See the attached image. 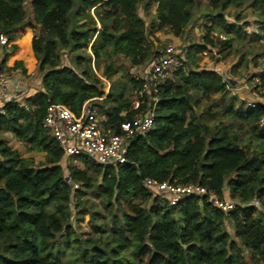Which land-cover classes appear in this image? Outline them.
<instances>
[{
	"label": "trees",
	"instance_id": "obj_1",
	"mask_svg": "<svg viewBox=\"0 0 264 264\" xmlns=\"http://www.w3.org/2000/svg\"><path fill=\"white\" fill-rule=\"evenodd\" d=\"M203 2L221 24V37L215 40L214 25L207 27L203 40L185 49L184 58L177 55L179 68L158 86L154 126L133 138L127 162L107 168L83 157L67 158L43 128L50 104L65 105L79 115L86 101L102 98L104 127L117 134L153 104L146 96L145 105L134 109L128 95L143 83L134 78L130 86L112 82L105 97L88 49L96 67L112 55H122L132 67L151 65L158 52L148 36L167 30L183 38ZM246 5L257 18L258 39L264 41V0H0V36L8 38V45L27 25L35 29L33 39L26 30L17 42L20 52L9 63L19 53L30 68L32 46L41 74L35 92L0 108V264H64L45 254L71 247L72 222H83L88 214L95 236L80 246V264H123L128 253V264H264V129L258 125L264 107L252 109L232 95L222 112L227 121L214 128L201 123L196 113L201 100L228 93L231 81L218 71L199 70L198 61L206 52L232 48L230 37L243 29L229 24L223 14ZM141 6L146 16L156 6L149 28L139 14ZM240 16L236 14L237 20ZM0 49L2 72L9 69L7 61L18 46L10 45L12 52L7 46ZM65 52L69 64L63 63ZM11 69L27 75L20 61ZM116 72L108 64L102 76L112 78ZM259 74L264 83V70L254 77ZM4 132L28 152L46 153V165L36 166L2 143ZM70 160L84 169L65 168ZM146 179L199 184L235 202L236 209L225 214L210 196L196 195L172 205L169 195L147 188ZM84 191L92 192L103 209H83L88 204ZM74 242L80 244L79 239Z\"/></svg>",
	"mask_w": 264,
	"mask_h": 264
},
{
	"label": "rangeland",
	"instance_id": "obj_2",
	"mask_svg": "<svg viewBox=\"0 0 264 264\" xmlns=\"http://www.w3.org/2000/svg\"><path fill=\"white\" fill-rule=\"evenodd\" d=\"M27 11L29 12L30 18V5L29 2L26 4ZM195 20L193 24L189 26L186 30V34L183 38H176L172 34H169L167 30H155L152 34L148 36V41L152 43L154 50L156 52L163 51L169 46H173L177 52V55L184 58L185 49L193 42H201L207 33V27L213 26L216 31L212 34L213 38L217 40L220 38L221 24L215 20L213 14H211L208 9V5L203 2L202 6L199 9H195ZM240 13V20H237L236 14ZM139 14L144 19L147 27L151 25V21L156 18V6H154L149 14L146 16L141 6L139 8ZM229 24H236L241 26L243 31L240 34H233L230 38L232 39V48L230 50H219L215 49L212 52H206L200 56L198 61L199 70L210 69L215 70L224 75L227 81H231L229 85V90L226 95H213L210 100H201L199 106L196 108L197 117L199 121L207 126L214 128L220 123L227 121V117L222 113L225 107L229 105V100L232 95L239 97L240 99H249L251 97V90L253 89L254 76L257 71L264 70V41L258 39L257 33H259V27L256 25L257 18L251 11L249 5H246L240 10L235 8L228 9L223 14ZM100 29V26L98 25ZM26 30L30 31L31 37L35 34V29L31 26H26L24 29L18 31L16 34L19 39L13 42L10 45H17L18 49L16 52L12 53L7 61L6 70L9 74L10 72H16L17 70H12L15 63L18 61L23 63L24 68L27 71V75H23L21 70L17 71V75L23 81L28 80L29 85L27 86L26 93L20 95L19 93L15 94L17 99L23 100L25 96L30 93L35 92L38 88L40 82L41 74L39 70V61L35 56V53L32 50V54L28 55V58H31V67H27L26 59L21 56V54L16 55V61L10 62V58L20 52L21 46L17 43L24 39ZM32 43V40H31ZM10 45L7 46L10 52ZM87 53L90 57V64L93 68L95 75L101 79L103 91L105 97L108 95L112 82H116L117 85L126 84L130 86V80L134 78L137 79H146L150 85L154 86V80L150 74V64L147 63L141 67H132L128 59L124 58L122 55H112L109 59H102L100 61L99 67L95 66V58L90 50L88 49ZM3 50L0 49V57L3 56ZM258 58V67H255V57ZM70 56L68 53H64L63 63L69 64ZM179 58V57H178ZM180 63V62H179ZM108 64H114L116 68V74L112 78H107L102 76L103 69ZM14 80L12 76H10ZM172 77V75L170 76ZM26 78V79H25ZM16 80V79H15ZM18 80V79H17ZM18 86H21V83L16 82ZM24 86V85H23ZM151 87V88H152ZM21 88V87H20ZM133 101L136 100L135 91L128 95ZM199 99V97L197 98ZM248 100V101H249ZM100 103V102H99ZM2 143L10 146L13 150L20 152L22 158H29L33 161L36 166L46 165L48 156L46 153L41 152H28V147L24 143L18 141L11 133L4 132L1 135ZM64 165V164H63ZM77 167L84 169L83 164L77 161H69L64 165ZM83 191V190H82ZM83 201H87L88 204L83 209L90 208L92 211L102 210L103 207L100 204V201L94 196L90 191L83 192ZM256 205L259 204L256 202ZM264 212V208L262 209ZM75 213V209L73 210ZM75 230V234L71 238L72 246L71 247H59V249H53L45 254V256H51L54 258L60 259L64 264H80L79 262V248L80 246L86 247L85 242L90 240L95 236V230L93 223L91 221L90 214L84 217V221L78 223L77 221L72 222ZM75 239H79V243H75ZM62 242L67 241L62 239ZM128 257V258H127ZM124 260L123 264H128L127 259L131 260V254L128 253Z\"/></svg>",
	"mask_w": 264,
	"mask_h": 264
},
{
	"label": "built area",
	"instance_id": "obj_3",
	"mask_svg": "<svg viewBox=\"0 0 264 264\" xmlns=\"http://www.w3.org/2000/svg\"><path fill=\"white\" fill-rule=\"evenodd\" d=\"M8 38L0 36V45L9 46ZM205 54V53H204ZM177 52L173 46L158 52V56L150 65V74L153 78L152 87L148 80H142L141 87L135 91L136 100L133 107L139 109L146 103V96H150L153 104L146 113H139L131 122L122 125V134H117L104 127L107 117L100 111L99 102L102 98L86 101L79 115L62 104H50L43 121V128L60 145L67 158L83 157L102 167H117L127 162L128 148L133 138L143 136L151 131L156 121L158 100V86L169 78L179 68ZM10 74L4 70L0 72V101L7 103L13 100V90L19 86L13 83ZM251 99L248 106L252 109L264 107V83L261 75L254 77ZM152 87V88H151ZM264 129V115L258 123ZM145 186L151 191L162 195H169L172 205H178L181 201L192 196H210L212 203L223 213H229L236 209V203L215 195L199 184L177 185L170 182H159L155 179H146ZM74 188H78L75 185Z\"/></svg>",
	"mask_w": 264,
	"mask_h": 264
},
{
	"label": "crops",
	"instance_id": "obj_4",
	"mask_svg": "<svg viewBox=\"0 0 264 264\" xmlns=\"http://www.w3.org/2000/svg\"><path fill=\"white\" fill-rule=\"evenodd\" d=\"M11 74H12V77L14 78V80H13V83H16V82H20L21 83V88L19 87L18 88V90L17 91H15V90H13V95L14 94H17V93H21L20 95H23L24 93H26V88H27V86L29 85V81L28 80H26V81H23L22 79H20L19 77H18V75H17V71L16 72H11ZM25 76V75H24ZM26 77V76H25ZM16 79V80H15ZM18 79V80H17ZM26 79V78H25ZM17 84V83H16ZM24 85V86H23ZM14 98H16L17 99V96L16 95H14ZM250 99H251V97H250ZM244 100H246L247 102H248V100L247 99H244ZM3 105H4V102H2V101H0V108H2L3 107Z\"/></svg>",
	"mask_w": 264,
	"mask_h": 264
}]
</instances>
